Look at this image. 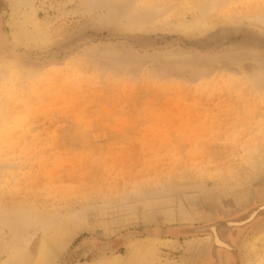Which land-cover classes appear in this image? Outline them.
<instances>
[{"label": "rangeland", "instance_id": "1", "mask_svg": "<svg viewBox=\"0 0 264 264\" xmlns=\"http://www.w3.org/2000/svg\"><path fill=\"white\" fill-rule=\"evenodd\" d=\"M17 24L41 44L12 45ZM0 29V264L66 215L50 264L145 236L175 244L153 264H243L264 231V0H0Z\"/></svg>", "mask_w": 264, "mask_h": 264}, {"label": "bare ground", "instance_id": "2", "mask_svg": "<svg viewBox=\"0 0 264 264\" xmlns=\"http://www.w3.org/2000/svg\"><path fill=\"white\" fill-rule=\"evenodd\" d=\"M35 32H36V34L31 33V32H24L22 27H20V25L17 24L15 33H12L11 38H9V39H11L10 42L15 47H21V46L25 47L26 45H28V46L31 45L33 47H36V46L41 44L39 40L42 39V37H40L41 34L39 35V33H37L36 30H35ZM44 41H46V40H44ZM7 44H8V42L6 40V37L4 36L2 30L0 29V51H4ZM5 64H6V62H5ZM8 65H9V67L13 66V64H10V63H8ZM7 74L4 70L3 72H0V77H4ZM262 208H264V206ZM0 212H1L0 213L1 215L5 213L2 211H0ZM171 215H172V213H171ZM180 216H179V219H178V217L176 218L174 216L173 217L170 216V217L166 218L165 221H167L166 223H168V222H170V223L171 222L172 223L173 222L174 223H177V222L184 223L185 221H188V222L191 221V219H189V218L182 217L185 215H182L181 217ZM16 217H17V219L19 218V221H25L22 218V215L20 212H17ZM41 217H43V216H40L39 218H41ZM73 217H75V216L74 215L71 217L69 216V218H73ZM76 217H78V216H76ZM60 218H61V216H60ZM64 218L59 219V221H54L56 223L49 222L50 221L49 219H48L49 221H47V222H44L43 220L40 221L41 219L36 221V222H38L36 224H39L37 230L39 228L41 229V237L36 242L35 241L33 242V236L31 234H28V233L23 234L20 239H18L19 236H16L17 239L13 236L15 238V240H13V238H12L13 242L12 241L9 242L10 245L7 249V251L9 250L8 251L9 252V255H8L9 258L6 262H4L2 264H50L51 255L53 254V252L56 250H60V251L64 250L62 248H64V246L67 244L68 240L73 235V232L77 233L78 228L73 227V225H70L73 222L72 219H68V217H67V219H64ZM250 218H252V217H250ZM55 219H57V217ZM77 219L79 221L81 220L79 218H77ZM75 220H76V218H75ZM75 222L77 223V221H75ZM75 222H73V223H75ZM14 225H16V224H14ZM120 225H122V223ZM9 228L12 229V227H9ZM12 230L15 231L14 229H12ZM210 230H211V232H214L213 227ZM10 233L13 234V232H10ZM15 233H14V235H15ZM19 234L21 235L20 231H19ZM143 238L144 239L136 240V241L133 240L134 242H130V244L128 245V254L124 259H122L121 257L114 256V257L100 259L97 262H95L94 264H150V261L158 263V262H161V259H160V255H159L160 251H158L157 248L168 246V244L169 245L174 244L173 242L163 240L159 237H154V236H145ZM8 240H10V238ZM193 241H190V244H193ZM205 241L209 242V238L205 239ZM30 243H31V245H30ZM215 244L218 246L224 245L219 240H215ZM201 245H203V244H201ZM204 245H206V244H204ZM202 248L199 247V249H202ZM244 256H245V258L243 259L244 260L243 264H264V231L259 233L253 239H251L249 242L246 243ZM169 264H171V263H169ZM175 264H178V263H175ZM186 264H188V263H186Z\"/></svg>", "mask_w": 264, "mask_h": 264}, {"label": "flooded vegetation", "instance_id": "3", "mask_svg": "<svg viewBox=\"0 0 264 264\" xmlns=\"http://www.w3.org/2000/svg\"><path fill=\"white\" fill-rule=\"evenodd\" d=\"M257 212H258V210H257ZM256 212V213H257ZM250 215V214H249ZM253 216V214L250 216V217H252ZM249 217V218H250ZM242 224V221H240V222H233V221H231V222H228L227 224H223V223H221L220 225L222 226V227H230V226H237V225H241ZM215 225H217L216 227H213L214 228V232H213V235H215L216 236V229L218 230V228H219V226L220 225H218V224H215ZM209 229H211V228H209ZM202 231H206V232H208L209 234H210V232L209 231H211V230H202ZM199 232H200V230H199ZM219 234V233H218ZM220 237V236H219ZM220 239H221V237H220ZM222 240V239H221ZM223 242H225V243H227L226 241H224V240H222ZM213 244V243H212ZM229 245V244H228ZM213 246H215L214 244H213ZM230 246V245H229ZM217 247V246H216ZM221 247H224V245L223 246H221ZM220 247V248H221ZM231 247V246H230ZM223 250H229V249H226V248H222Z\"/></svg>", "mask_w": 264, "mask_h": 264}, {"label": "crops", "instance_id": "4", "mask_svg": "<svg viewBox=\"0 0 264 264\" xmlns=\"http://www.w3.org/2000/svg\"><path fill=\"white\" fill-rule=\"evenodd\" d=\"M153 263H156V262H152V261H150V264H153Z\"/></svg>", "mask_w": 264, "mask_h": 264}]
</instances>
